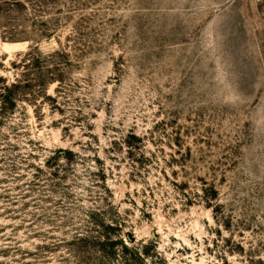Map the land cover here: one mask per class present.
Here are the masks:
<instances>
[{
  "label": "rangeland",
  "instance_id": "rangeland-1",
  "mask_svg": "<svg viewBox=\"0 0 264 264\" xmlns=\"http://www.w3.org/2000/svg\"><path fill=\"white\" fill-rule=\"evenodd\" d=\"M0 264H264V0H0Z\"/></svg>",
  "mask_w": 264,
  "mask_h": 264
},
{
  "label": "bare ground",
  "instance_id": "bare-ground-1",
  "mask_svg": "<svg viewBox=\"0 0 264 264\" xmlns=\"http://www.w3.org/2000/svg\"><path fill=\"white\" fill-rule=\"evenodd\" d=\"M17 46V44H7V46H5V49L7 51H10L11 49H15Z\"/></svg>",
  "mask_w": 264,
  "mask_h": 264
}]
</instances>
